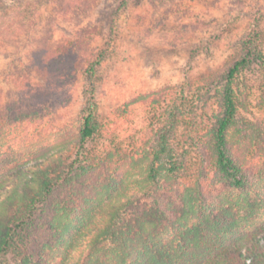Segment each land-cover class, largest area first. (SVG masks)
<instances>
[{
  "label": "trees",
  "instance_id": "trees-1",
  "mask_svg": "<svg viewBox=\"0 0 264 264\" xmlns=\"http://www.w3.org/2000/svg\"><path fill=\"white\" fill-rule=\"evenodd\" d=\"M132 1L123 0L122 6ZM51 2L61 4L63 12L89 15L101 0L38 4ZM13 20L0 10V38L15 36ZM102 34L87 28L53 50L37 53L43 54L35 59L37 69L52 90L85 78L84 102L71 142L1 176L0 264H66L74 234L95 210L101 212L100 220L93 223L94 215L89 217L94 227L87 253L77 264H264L263 166L249 158L254 149L264 155V120L248 117L253 115V86L247 77L256 70L264 80V40L257 26L242 41L239 56L198 86V108L185 132L180 131L184 108L192 99L186 82L140 97L152 98L151 104L163 112L133 155L110 152L99 157L90 150L100 131L97 76L113 49L111 40L93 55L91 44ZM144 163L146 180H162L165 194L150 190L125 198L110 195L123 183L120 171ZM190 163L196 168L191 176L195 184L176 195V201L167 200L166 194L178 192V181L189 174ZM212 174L220 187L210 184ZM104 175L109 178L97 182ZM191 215L197 221L189 225Z\"/></svg>",
  "mask_w": 264,
  "mask_h": 264
},
{
  "label": "rangeland",
  "instance_id": "rangeland-1",
  "mask_svg": "<svg viewBox=\"0 0 264 264\" xmlns=\"http://www.w3.org/2000/svg\"><path fill=\"white\" fill-rule=\"evenodd\" d=\"M39 1L0 0V10L14 17L16 29L15 36L0 38V178L9 169L31 165L36 157L62 149L77 135L85 78L80 76L64 90H52L37 69L35 59L43 57L37 55L39 50H53L87 28L103 33L91 44L93 55L112 40L113 49L97 76L100 131L90 144L92 154L101 157L110 152L133 155L163 112L162 107L151 104L152 98L140 97L170 91L184 82L191 85L192 96L184 108L180 131L185 132L187 121L198 108L194 105L198 86L239 56L242 41L254 24L264 40V0H133L126 8L123 0H101L89 15H73L63 12L59 3L42 5ZM247 80L253 86V115L248 117L263 121V76L255 70ZM256 145L260 146L259 142ZM249 158L254 165L263 166L259 174L264 177V155L254 149ZM189 165V174L178 181V192L166 194L170 196L167 200L176 201V195L195 184L191 177L196 173L195 164ZM146 166L114 172V177L122 175L123 183L110 195L125 198L146 195L150 190L165 194L162 180L156 184L146 180ZM108 178L104 175L97 182ZM213 183L220 187L214 174L210 178ZM92 215L93 223H98L101 212L95 210ZM92 215L74 234L66 264H77L86 255L94 227L89 219ZM196 221V216H189V225Z\"/></svg>",
  "mask_w": 264,
  "mask_h": 264
}]
</instances>
